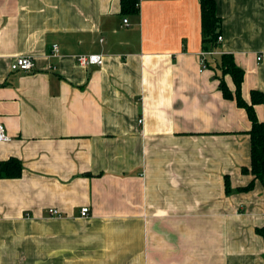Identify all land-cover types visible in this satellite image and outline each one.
<instances>
[{"label": "crops", "instance_id": "1", "mask_svg": "<svg viewBox=\"0 0 264 264\" xmlns=\"http://www.w3.org/2000/svg\"><path fill=\"white\" fill-rule=\"evenodd\" d=\"M216 11L243 99L264 96V0ZM201 38L199 0L125 16L120 0H0V163L23 167L0 179V264H264L250 121L219 90V56L201 67Z\"/></svg>", "mask_w": 264, "mask_h": 264}, {"label": "trees", "instance_id": "2", "mask_svg": "<svg viewBox=\"0 0 264 264\" xmlns=\"http://www.w3.org/2000/svg\"><path fill=\"white\" fill-rule=\"evenodd\" d=\"M200 8V27L202 50H210L217 48V38L220 35L221 20L217 16L216 0H199ZM138 11L137 0H120L121 15L135 14ZM215 69L220 73L218 76L219 90L226 100H233L238 108L245 110L247 118L250 121V129L247 134L250 138V168L241 171L249 172L254 179H258L264 184V125L258 120L254 107L262 104L264 96L259 91L250 92V100L246 102L241 95V85L243 83L244 72L239 68L229 54H221L216 60ZM225 76H229L232 80L234 89L231 90L226 81ZM23 167L20 161L9 159L0 163V179L18 178L21 176ZM251 184L241 191H248ZM225 191H229L228 181H225ZM264 259V255H263Z\"/></svg>", "mask_w": 264, "mask_h": 264}, {"label": "built area", "instance_id": "3", "mask_svg": "<svg viewBox=\"0 0 264 264\" xmlns=\"http://www.w3.org/2000/svg\"><path fill=\"white\" fill-rule=\"evenodd\" d=\"M138 1V0H137ZM123 25H127V20L123 19ZM222 36H218L217 43H221ZM53 54L58 53V49L56 46L52 47ZM221 52L217 50V48L210 49V50H201L198 54L199 60L201 63V67L205 68L207 59H213L214 57L220 56ZM78 65L87 67L91 65H101L102 64V57L100 55H80L76 58ZM33 67L32 60L28 57H18L16 58L10 66L12 71L17 72H29ZM10 136L7 134L5 126L3 125L2 121L0 120V142H9ZM48 216L51 218H61V213L54 208H50L47 210ZM89 214V209L87 207H83L80 210V216L86 218Z\"/></svg>", "mask_w": 264, "mask_h": 264}]
</instances>
